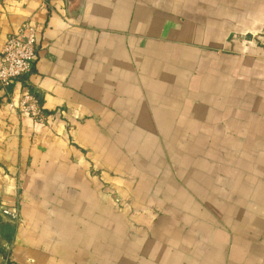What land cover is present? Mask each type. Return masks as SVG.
Here are the masks:
<instances>
[{"label":"crops","instance_id":"crops-1","mask_svg":"<svg viewBox=\"0 0 264 264\" xmlns=\"http://www.w3.org/2000/svg\"><path fill=\"white\" fill-rule=\"evenodd\" d=\"M26 23L0 264H264V0H0V52Z\"/></svg>","mask_w":264,"mask_h":264},{"label":"built area","instance_id":"built-area-1","mask_svg":"<svg viewBox=\"0 0 264 264\" xmlns=\"http://www.w3.org/2000/svg\"><path fill=\"white\" fill-rule=\"evenodd\" d=\"M37 50L36 31L26 23L16 35L8 38L0 52V87L8 88L19 80L27 84V78L35 65ZM12 107L18 110L20 115L29 117L35 123L47 122L48 117L43 112L39 99L31 92L27 91L19 104ZM1 213L15 225L20 222V215L16 210L1 207Z\"/></svg>","mask_w":264,"mask_h":264},{"label":"trees","instance_id":"trees-1","mask_svg":"<svg viewBox=\"0 0 264 264\" xmlns=\"http://www.w3.org/2000/svg\"><path fill=\"white\" fill-rule=\"evenodd\" d=\"M15 231H16V225L3 224L1 223V220H0V235L5 241H7L8 243H11L14 239Z\"/></svg>","mask_w":264,"mask_h":264}]
</instances>
